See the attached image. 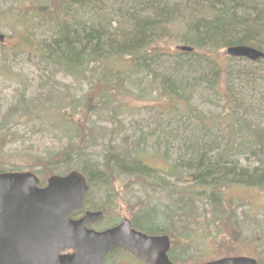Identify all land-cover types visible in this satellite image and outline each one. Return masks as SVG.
I'll list each match as a JSON object with an SVG mask.
<instances>
[{
    "label": "rangeland",
    "instance_id": "374dc122",
    "mask_svg": "<svg viewBox=\"0 0 264 264\" xmlns=\"http://www.w3.org/2000/svg\"><path fill=\"white\" fill-rule=\"evenodd\" d=\"M58 1L63 9L57 17L61 19L66 10L68 21L79 28L85 24L101 23L125 29L130 26V14L148 16L153 10L149 5L150 0H100L98 3L93 0ZM164 1L169 5L178 4L177 9L169 22H162V28L154 29L155 34L151 36L145 51V62L150 70L176 81L178 96L170 98L162 94L152 81V74L147 73L145 67L135 68L133 59L128 55L104 64L106 70L112 71L107 80L117 84V89L86 123L92 126L95 145L71 152L68 156L70 165L80 167L87 160L88 163L96 162L98 170H103L105 159L113 150L132 155L142 132L146 140L145 151L140 157L147 166L158 171L159 174H153L157 178L166 176L174 161L188 158L187 149L197 142L217 150L224 147L228 139H233L237 143L232 149V158L240 165L259 166L264 163V151H257L258 146L251 138L250 127H264V62L245 58L230 60L234 57L226 53V46L208 54L197 50L202 54L201 57L179 55L177 47L187 44L182 40L186 20L199 15L208 0H199L197 3L194 0ZM256 1L260 3L264 0ZM47 2L0 0V14H7L10 22L19 8ZM215 5L219 7L221 3ZM234 7L244 10V6ZM35 19L28 21L33 32L24 33L25 40L23 30L0 26L8 53L6 60H1L0 56V133L8 129L3 151L8 159L18 164L5 163V166L23 170L31 160L28 157L48 158L69 142L76 141L72 135L74 123L69 121L68 114L73 112L74 118H77L75 111L78 109V98L102 74V70L94 68L92 64L69 73L58 64L42 58L36 37L40 36L37 35L39 32L42 35L48 31L51 20L46 16ZM218 67L228 69L230 73L224 72L221 77L216 72ZM22 94L28 110L21 103ZM226 94L235 96L240 104H232L228 108ZM12 106L17 107L15 111L9 112ZM13 154L17 155L12 157ZM53 166L55 174H62L65 169L61 162ZM113 166L115 179L107 178L108 185L102 182L92 191L95 201L106 207L101 226L106 227L120 220L128 214L131 206L135 207L133 210L140 208L136 204L137 200H144L148 205L156 204L159 214L165 211V192L152 189L132 175L120 173L116 164ZM141 177L147 180L155 178L148 174H141ZM170 180L176 187L186 184L175 178ZM230 189L241 196L240 188ZM248 193V198L235 207L236 222L240 226L237 237L239 244L238 249L229 255H253L264 261V192L258 190ZM174 196L171 194L168 199L172 201ZM235 197L236 203L238 197ZM194 217L191 212L187 216L190 222H184L185 233L191 232L193 238L190 241L192 261L188 264H204L221 258L216 246L225 234L217 232L211 223L212 217L208 219L200 216L196 220ZM187 218L182 216L181 220ZM129 255H116L104 264H141L140 260Z\"/></svg>",
    "mask_w": 264,
    "mask_h": 264
},
{
    "label": "trees",
    "instance_id": "16d2710c",
    "mask_svg": "<svg viewBox=\"0 0 264 264\" xmlns=\"http://www.w3.org/2000/svg\"><path fill=\"white\" fill-rule=\"evenodd\" d=\"M93 1L98 3L100 0ZM162 1L150 0L149 5L153 7L151 15L130 14V26L125 29H118L111 27L110 24L106 26L101 23L85 24L81 28L76 27L68 21L66 10L61 19L57 17L63 9L58 0H48L46 4L33 3L30 6L21 7L10 22L7 14H0V26L5 25L12 30L14 28L23 30L24 40L26 39L24 33L33 32L28 21H35L36 17L46 16L51 20L49 29L42 35L39 32L37 35L40 36L36 37L42 58L58 64L69 73L77 71L78 68H86L91 64L94 68L102 70L100 77L93 80L87 90L78 98V109L75 111L77 118H74L73 112L68 114L69 121L74 123V134L72 135L75 136L76 141L69 142L48 158L28 157L31 160L26 164L23 163L26 165L24 171L35 173L39 178L38 186H44L47 178L53 174L55 167L53 164L57 162L65 165L62 174L77 170L85 177L88 188L82 209L72 212L70 216L79 215L85 208L99 209L105 216L106 207L92 199V191L102 185V182L103 185H108L107 178L115 179L113 164H116L120 173L132 175L138 181L151 186L150 188H157L159 191L165 192V211L161 213L162 215L158 213L156 204L148 205L144 200H137L136 204L140 208L133 210L135 207L131 206L124 218L130 220L132 228L148 235L166 234L170 240L167 255L172 262L188 264L189 261H192L190 260L192 258L190 242L193 241L192 233H185L186 226L184 228V222H190L187 216L191 212L196 218L204 216L209 219L212 217L211 223L215 225L217 232L225 234L222 241L217 243V252L220 253V257L234 256L229 254L238 249L237 237L240 233V226L236 222L235 207L240 205L243 199L248 198V191L256 193L259 190L264 192V163L259 166L240 165L236 159L232 158V149L237 143L233 139H228L224 147L217 150L210 145H200L198 142L196 145L192 144L193 147L190 145L191 148L187 149L189 151L188 158L174 161L171 171H168L166 176L162 175L158 178L153 175L159 174L158 171L147 166L140 157L145 151L144 143L146 140L145 134L142 132L132 155L113 150L106 157L103 170H98L96 162L88 163L87 160H84L80 167L74 168L68 159L71 152L84 150L95 145L92 126L86 123L96 110L102 108L108 102L107 100H110L111 93L117 89L115 87L118 86L117 84L107 80L112 71L103 67L104 64L110 63L114 58L130 56L134 61L135 68L145 67L148 70L147 73L152 74V81L161 89L162 94H167L170 98L174 95L178 96L176 81L169 76L150 70L145 62L147 54L145 51L148 49L151 36L155 34L154 29L162 28V22H169L174 17L175 9H177L178 4L169 5L166 1ZM184 1L189 2L190 0ZM197 1L199 0H194L195 3ZM217 2L221 3L219 7L215 5ZM235 5L244 6V10L235 8ZM203 9L193 19L186 20V29L182 35L183 42L187 43L186 45H189L194 51L190 53L179 51V55L201 57L202 54L197 50H203L208 54V52L218 50L223 46L234 45H249L264 52V1L257 3L256 0H208ZM6 49L5 44L0 43L1 60L7 59ZM229 59L242 60L244 58ZM257 62L262 63L264 59H259ZM217 71L221 77L224 72L230 73V70L219 67L216 68ZM21 98L23 107L28 110L29 107L26 105L23 94ZM226 101L228 108L229 105L238 106L240 104L239 100L231 94H226ZM16 107H10L9 112L15 111ZM71 107L73 108V105ZM6 130V132L0 133V172L23 171V169L5 166V163L18 165L15 161H11V158L8 159L3 151L8 132V129ZM250 131L251 138L256 141L258 146L257 151L263 152L264 127H250ZM214 144L215 142L212 146ZM255 153L258 154V152ZM15 155L17 154H13L12 157ZM260 160L263 162V158L260 157ZM181 171L187 176L184 177L185 175ZM141 174H148L155 178L154 180H147L142 178ZM170 178H175L178 182H186V184L176 187ZM231 187L240 188L241 196L236 195L230 189ZM171 194L176 195L172 201L168 199ZM233 196L238 197H235L238 202L235 203ZM199 203L201 204L199 205ZM206 214H210V216H206ZM182 216L187 219L181 220ZM196 218L194 217V220ZM218 221L220 223L216 225ZM118 223L117 220L111 225ZM123 253L125 252L120 248H116L107 255L105 261ZM248 256L253 257V255ZM253 258L258 263L264 262L257 257ZM139 262L145 264L142 261Z\"/></svg>",
    "mask_w": 264,
    "mask_h": 264
},
{
    "label": "water",
    "instance_id": "95a60500",
    "mask_svg": "<svg viewBox=\"0 0 264 264\" xmlns=\"http://www.w3.org/2000/svg\"><path fill=\"white\" fill-rule=\"evenodd\" d=\"M4 41L0 32V43ZM177 49L192 50L187 45ZM226 53L250 61L264 59L263 51L249 45L228 46ZM38 182L32 171L0 172V264H103L116 248L146 264H177L168 258L166 234L143 233L127 218L101 231L88 228L100 220V211L71 218L82 208L88 188L77 170L51 174L43 187ZM204 264L260 263L248 256H231Z\"/></svg>",
    "mask_w": 264,
    "mask_h": 264
},
{
    "label": "flooded vegetation",
    "instance_id": "af4514ba",
    "mask_svg": "<svg viewBox=\"0 0 264 264\" xmlns=\"http://www.w3.org/2000/svg\"><path fill=\"white\" fill-rule=\"evenodd\" d=\"M42 187V186H41ZM94 201H95V199H94V197L92 198ZM83 207V206H82ZM82 209V208H81ZM80 209V210H81ZM86 211H93V212H97V211H100V212H102L101 210H99V209H97V210H92V209H88V208H85V209H83V212H81L79 215H75V216H73L72 218H79V217H81ZM103 217H104V214H103V212H102V216H101V218H100V220L99 221H97V222H95V223H92V224H89V225H87V227L88 228H91V229H94V230H97V231H101V230H104V229H106V228H109V227H112V226H114V225H116V224H113V225H109V226H106V227H103V226H101L100 224H101V221H102V219H103ZM123 218L124 217H122L121 219L123 220ZM119 222L121 221V220H118ZM68 251H70V250H65L64 252H68ZM109 254V253H108ZM106 260V259H105ZM105 262V261H104ZM104 264V263H103Z\"/></svg>",
    "mask_w": 264,
    "mask_h": 264
}]
</instances>
